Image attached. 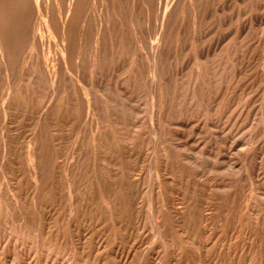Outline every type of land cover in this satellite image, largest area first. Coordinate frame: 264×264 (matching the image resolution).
<instances>
[{"label":"rangeland","instance_id":"obj_1","mask_svg":"<svg viewBox=\"0 0 264 264\" xmlns=\"http://www.w3.org/2000/svg\"><path fill=\"white\" fill-rule=\"evenodd\" d=\"M0 264H264V0H0Z\"/></svg>","mask_w":264,"mask_h":264},{"label":"bare ground","instance_id":"obj_2","mask_svg":"<svg viewBox=\"0 0 264 264\" xmlns=\"http://www.w3.org/2000/svg\"><path fill=\"white\" fill-rule=\"evenodd\" d=\"M68 1V0H67ZM72 1V0H71ZM87 1V0H86ZM93 1V0H92ZM61 2H63V1H61ZM55 3V2H54ZM58 3V2H57ZM60 3V2H59ZM63 3H65V2H63ZM67 4L69 3V2H66ZM89 2H87V4H88ZM90 3H91V1H90ZM127 3V2H126ZM129 3V2H128ZM92 4H90V5H88V6H91ZM97 5V4H96ZM101 5V4H100ZM120 5V4H119ZM70 6V5H69ZM78 6V5H77ZM118 6V5H117ZM16 7V6H15ZM84 7H86V5L84 6ZM119 7V6H118ZM194 7V6H193ZM44 8V7H43ZM72 8V7H71ZM68 9V8H67ZM87 9V8H86ZM54 9H52V11H53ZM65 10V9H64ZM74 10V9H73ZM81 10V9H80ZM98 10V9H97ZM43 11H44V9H43ZM56 12L58 11V10H55ZM54 11V12H55ZM9 12V11H8ZM80 12V11H79ZM99 12V11H98ZM75 13V12H74ZM124 13H126V12H124ZM54 14V13H53ZM59 14V13H58ZM126 14H128V13H126ZM42 15V14H41ZM55 15L57 16V14L55 13ZM65 15V14H64ZM81 16V15H80ZM51 17V16H50ZM59 17H61V16H59ZM68 17H69V15H68ZM67 19V18H66ZM80 19V18H79ZM51 22V21H50ZM55 22V21H54ZM58 22V21H57ZM92 22V21H91ZM181 23V22H180ZM55 24V23H54ZM61 24H62V22H61ZM64 24H66V23H64ZM60 25V24H59ZM130 25V24H129ZM58 26V25H57ZM160 26H161V24H160ZM59 27V26H58ZM129 27V26H128ZM162 27V26H161ZM164 27H166V25L164 26ZM30 28V27H29ZM56 28V27H55ZM64 28V27H63ZM83 28V27H82ZM165 29V28H164ZM178 29V28H177ZM59 30V29H58ZM89 30V29H88ZM130 30V29H129ZM162 30V29H161ZM160 30V31H161ZM158 31H159V29H158ZM86 32H87V30H86ZM60 33V32H59ZM67 33V32H66ZM161 33V32H160ZM57 34V33H56ZM132 34V33H131ZM85 35V34H84ZM87 36V35H86ZM104 36V35H103ZM59 39H61V38H59ZM57 40V39H56ZM145 40V39H144ZM146 40H148V38L146 39ZM159 40V39H158ZM60 41V40H59ZM160 41V40H159ZM146 42V41H145ZM62 43V42H61ZM158 44H159V42H158ZM161 44V43H160ZM151 45H152V43H151ZM85 46V45H84ZM83 46V47H84ZM148 46H150V45H148ZM153 46V45H152ZM155 47H156V45H155ZM109 48V47H108ZM133 48H134V46H133ZM163 48H165V47H163ZM152 49V48H151ZM158 49H159V47H158ZM163 50V49H162ZM161 50V51H162ZM64 51V50H63ZM103 51V50H102ZM110 51H111V49H110ZM159 51V50H158ZM60 54V53H59ZM102 54V53H101ZM104 54V53H103ZM131 54V53H130ZM139 54H141V53H139ZM133 55V54H132ZM153 56H156V55H153ZM162 56V55H161ZM103 57V56H102ZM163 58H164V56H163ZM155 59V58H154ZM106 60V59H105ZM158 61V60H157ZM157 61H155V62H157ZM160 62V61H159ZM157 64V63H156ZM153 65V64H152ZM157 67V66H156ZM154 69H155V67H154ZM56 105V104H55Z\"/></svg>","mask_w":264,"mask_h":264}]
</instances>
